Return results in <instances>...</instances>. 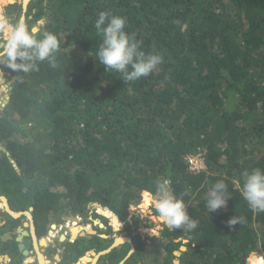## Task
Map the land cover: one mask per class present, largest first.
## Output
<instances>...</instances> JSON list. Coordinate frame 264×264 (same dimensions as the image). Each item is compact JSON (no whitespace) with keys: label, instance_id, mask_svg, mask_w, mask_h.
Here are the masks:
<instances>
[{"label":"trees","instance_id":"obj_1","mask_svg":"<svg viewBox=\"0 0 264 264\" xmlns=\"http://www.w3.org/2000/svg\"><path fill=\"white\" fill-rule=\"evenodd\" d=\"M5 12L32 28L43 21L37 32L61 42L55 68L0 65L15 77L0 111V196L12 212L32 208L43 236L65 215L102 219L101 205L128 234L137 220L128 208L168 179L197 228L166 227L149 243L134 236L129 257L124 243L103 264H244L249 251L264 259V212L241 195L243 173L264 170V0H30ZM100 12L125 18L130 37L163 62L130 83L105 71L95 55ZM198 151L205 169L190 171L184 158ZM218 180L231 198L209 213ZM233 217L240 222L229 228ZM99 231L108 238L61 243L63 264L109 248L112 228ZM248 264L264 261L253 254Z\"/></svg>","mask_w":264,"mask_h":264},{"label":"clouds","instance_id":"obj_2","mask_svg":"<svg viewBox=\"0 0 264 264\" xmlns=\"http://www.w3.org/2000/svg\"><path fill=\"white\" fill-rule=\"evenodd\" d=\"M94 27L97 33L102 36V41L95 52L100 65L104 66L105 71H114L119 73L120 77L125 82L130 83L150 75L163 62V57L160 54L150 52L146 53L141 49V42L130 37V35L125 31V18L112 15L107 12H100L99 17L95 21ZM59 51H61V42L56 34L47 30L37 32L34 28L30 27L24 18H19L15 23H10L6 17L0 16V65L7 66L12 70H22L24 72H28L38 67V62L47 61L51 67L55 68L58 66L57 53ZM199 155H201V157ZM197 156L203 163V168L200 170L205 169L203 158L204 152L198 151L195 154L188 155L184 158V162L186 163L188 170L199 171L191 170L188 163L189 158H196ZM243 177L244 179L241 190L243 199L247 202L249 208L253 212H264V170L254 169L251 172L246 170L243 173ZM154 185L155 191L153 193V206L155 212L158 214L157 215L155 213V215L159 216L166 225L163 229L167 227L175 231L183 228L185 232H191L196 229L198 221L190 218L187 211V205L181 197H177L172 192L169 180L158 178L154 181ZM144 192L149 193L147 191ZM1 197L2 196H0V198ZM230 198L231 195L227 184L223 180H218L209 188L207 192L206 208L209 213L225 208L227 207V203ZM5 204L7 205L6 208L9 210H6V213H16L10 210L8 203L5 202ZM98 208H102L111 213L107 208L97 205V214H99L97 212ZM17 213L21 216L25 212ZM70 217L78 220L75 215L68 216L65 220H69L68 218ZM238 222L240 221L236 217H233L227 221V224L229 228H231ZM135 223L136 222L132 225L131 231L133 230ZM53 225L55 227L51 228ZM95 225H98V223ZM64 226L68 227L65 224H57L53 222L50 225L49 231L52 232L53 230V233L55 232L54 235H57V233H59ZM70 229L71 228H69L68 231L69 233ZM57 230L59 231L57 232ZM68 232L65 230L67 235L57 236V238L64 236V240L60 241V243L65 241L68 236ZM81 232L87 234L86 231L81 230ZM95 234H97V232H95ZM133 237L134 236H132V238ZM151 237L153 236H149L147 237V240H143L139 235L140 240L142 239L141 241L144 243H149L148 239ZM52 238L54 237L52 236ZM77 238H79L78 233L73 239L71 238L70 233L69 240L71 242H74ZM132 238H124V240H129V242L124 243H128L130 245V251L127 257H129L134 251ZM113 244L114 242L112 245ZM62 249L63 248H61V251H63ZM96 253L99 252L96 251ZM257 256L261 257L264 261L262 255ZM247 262L248 261H245L244 264H247Z\"/></svg>","mask_w":264,"mask_h":264},{"label":"rangeland","instance_id":"obj_3","mask_svg":"<svg viewBox=\"0 0 264 264\" xmlns=\"http://www.w3.org/2000/svg\"><path fill=\"white\" fill-rule=\"evenodd\" d=\"M24 2H25V0H0V16L6 17L10 23H15L14 22V17L8 15L5 12V5L6 4L12 5V4H15V3L23 4ZM24 11H25V9L23 8V12ZM43 24H44L43 21H40L33 28H37V31H38V27L42 26ZM10 78H11V76L9 74H6V73H3L2 77H0V90L2 89V87L4 88V90L0 91V111L2 110L3 106L8 102V97L10 96V91H11V86L7 85L5 83V81H2V79L3 80H10ZM10 82H11V80H10ZM144 193H145L144 191L141 192V195H140L141 198H140V202L138 204L129 207L128 211L137 220H136V223H135V225L133 227V230L130 233H128V234L121 233L120 231H117V230H119L120 227H117L118 223H117L116 219L114 218V216L111 213H109L108 211H106V210H104L102 208H98V210H97V212L102 216V219L101 218H95V217L91 216L89 218L91 220H89V219H85L84 220L80 216H75V217L78 218V222H71L70 220L69 221L68 220H62L61 224H65L66 226H68L67 227V232L69 231V228L78 226L79 228L80 227L81 228L84 227V229L86 227H89V228H91L90 230L93 229V231H95L97 233H100V234H103V233H101L102 231H99V230H102V229H104V228H106V227H108L109 225L112 224L111 228L115 232V233L113 232V236H112L114 238V240H118V239H121V238L130 239V238H132V236H139V235L141 236V238L143 240H147V237H149V236H154V235L158 236L159 233L161 232V230L163 229V227L166 226V225L164 224V222L161 220V218L159 216L155 215V209H154V206H153L154 201H153V197H152V195L150 193H147L149 195V197H150V202L149 203L147 202L148 205L144 204V197H145ZM6 207H7V205L5 204V202H3L1 200V198H0V221L3 218H5L4 214H5V211L7 210ZM100 210L102 212L104 211L103 214L100 212ZM25 212H30V211L28 209ZM111 220H112L113 223H110ZM92 222H94L95 224L98 223V225L92 224ZM74 223H77V224L75 225ZM97 226H99L100 228H98ZM58 231L59 230H57V232ZM83 231H85V230H83ZM50 233H52V234H50ZM54 234H55V232L53 233V230H52V232L48 230L46 232V234H44L42 236V238H44L46 241L52 242V241L57 239L58 235L59 236L60 235H67V233H65V226L62 228L61 231H59V233H57V235H54ZM68 235H70L69 232H68ZM52 236L54 238H52ZM93 243H95V241L91 242V244H93ZM39 247H40V245H37V251H38L39 257L40 258H44V259L47 258V259L51 260L52 257L50 256V254H47L46 252L43 253L41 251L42 248H39ZM0 252H2V250H0ZM253 254L254 255L255 254L259 255L258 253H255L254 251L249 252V253L246 254L245 261H248L250 256L253 255ZM88 256H90V255H88Z\"/></svg>","mask_w":264,"mask_h":264},{"label":"crops","instance_id":"obj_4","mask_svg":"<svg viewBox=\"0 0 264 264\" xmlns=\"http://www.w3.org/2000/svg\"><path fill=\"white\" fill-rule=\"evenodd\" d=\"M28 2H27V4H28ZM22 7H23V4H22ZM128 213H130V212L128 211ZM24 214L27 215L28 216L27 218H29V220H30L29 227H28V224H27V221H26L25 218L22 220V222H24L23 226L26 227V228H19V227L15 228L16 227L15 225L11 226V227L13 229L14 228L16 229V233L18 235L17 238L22 239V240L25 238V239H27L29 241V243H30V247H29V249H30L29 251L30 252L28 254L29 256L26 257V258H20L19 256H17L16 258H14V260H11L9 258V256H8V251H7L6 247L1 245L2 248H0V250H2V252H0V264H63V251H61V247H60V245H61L60 238L61 237H58V241H57V239L52 241L51 245H48L47 243L45 245H41L42 243L40 241L42 239V236H39L38 233L35 232V228H34L33 223H32L33 219H32L31 213L30 212H25ZM110 223H113L112 220L110 221ZM92 224H95V223L92 222ZM109 226L112 227V224L109 225ZM112 231H113V229H112ZM117 231H120V228ZM99 236L101 238H108L107 235H99ZM26 237H28V238H26ZM110 237L112 238V241L114 242V238L112 236H110ZM6 239H8V238H6ZM37 245H40L39 248H42L41 251L43 253L46 252L47 254H50L52 259L49 260V259L46 258L47 259L46 260L44 258H40L39 254H38V251H37ZM55 249H56V251H55ZM16 251H18V250L16 249ZM94 251L96 252V250H94V249L93 250H88V251H86L84 253V255H87V252H94ZM99 252H101V251H99ZM88 257H89V259L94 260L93 264H103V261L100 259V257L99 258H95L94 256H91V255L88 256ZM78 261H79V258L77 259V261L74 264H76ZM80 263L81 264H92V261L89 262V263H85V262H80ZM120 264H123V262L120 263Z\"/></svg>","mask_w":264,"mask_h":264},{"label":"flooded vegetation","instance_id":"obj_5","mask_svg":"<svg viewBox=\"0 0 264 264\" xmlns=\"http://www.w3.org/2000/svg\"><path fill=\"white\" fill-rule=\"evenodd\" d=\"M5 218H3L1 221H0V229H3L1 232H0V248H2V246L1 245H3L4 247H6V249H7V251H8V256H9V258L11 259V260H14V258H16L17 256H19L20 258H23V256L20 254V252L19 251H16V249H17V245H18V243H22V248L23 249H25L23 246V240L25 239H20L19 241H17L16 239H17V237H18V235H17V233H16V229L15 228H17V227H19V228H26V227H24L23 226V224H24V222H22V220L25 218L26 219V221H27V224H28V227H29V225H30V220H29V218H27L28 216L27 215H25V214H22L21 216L19 215V216H16V217H14L13 215H11V214H9V213H6L5 212ZM68 216H71V214L70 215H65V216H63L62 218H59V219H56L54 222L55 223H57V221H59V220H65L66 219V217H68ZM73 216V215H72ZM76 216V215H75ZM78 216V215H77ZM80 217H82V216H80ZM91 217V215L90 214H88V216L85 218V217H82L84 220L85 219H89ZM15 220H18L19 221V225H16V227L13 229L11 226H13L14 225V221ZM89 220H91V219H89ZM33 223V222H32ZM33 226H34V228H35V232L36 233H38V231H37V229H36V227H35V225H34V223H33ZM27 227V228H28ZM65 230L67 231V227H65ZM82 230H85V231H87L86 229H82ZM80 232H81V230H80ZM71 233V232H70ZM6 238H8V239H6ZM26 238H28V237H26ZM72 238V237H71ZM5 239V240H4ZM73 239V238H72ZM57 241H58V238H57ZM46 243L48 244V245H51V242H49V241H46ZM64 243H72L70 240H69V235L66 237V239H65V241H64ZM66 245V244H65ZM65 245L63 246L64 248H65ZM28 247H30V243H29V246ZM60 247L61 248H63L61 245H60ZM64 248L62 249L63 250V255H64ZM30 249L28 248V254H29V251ZM55 251H56V249H55ZM22 253V252H21ZM29 255H27V256H25L24 258H26V257H28ZM86 257H88V256H86ZM89 258V257H88ZM92 261V264L94 263V260H91V259H89L88 261H86L85 263H89V262H91Z\"/></svg>","mask_w":264,"mask_h":264},{"label":"water","instance_id":"obj_6","mask_svg":"<svg viewBox=\"0 0 264 264\" xmlns=\"http://www.w3.org/2000/svg\"><path fill=\"white\" fill-rule=\"evenodd\" d=\"M29 0H25V2L23 3V8L25 9L26 8V6H27V2H28ZM36 31H37V28H34ZM3 74V71L0 69V75H2ZM10 80H11V82H10ZM10 80H3L2 79V81H5V83L7 84V85H10L14 80H15V77H11L10 78ZM9 98V97H8ZM1 200L3 201V202H6L7 203V201H6V199L4 198V197H1ZM30 211H32V208H30L29 209ZM7 211H9L8 209H7ZM14 214V215H13ZM11 215H13L14 217H16V216H19V213H11ZM68 219H74V218H68ZM74 220H76V219H74ZM60 223H62V221L61 220H59V221H57V224H60ZM55 226L53 225L52 226V228H54ZM93 234H95V232L93 231V230H91V233H89V232H87V234H85V233H83V232H80V233H78V235H79V237H82V236H85V235H93ZM5 240V239H4ZM17 241H19L20 239L19 238H17L16 239ZM43 239H41V241H42ZM64 240V236H61V238H60V241H63ZM40 241V242H41ZM124 242H129V240H124V238L122 239V240H120V241H118V240H115L114 241V244L111 246V247H109L108 249H106V250H104V251H102V252H99V253H96V252H87V254L89 255H91V256H94L95 258H99L101 255H104V254H106V253H108V252H110L111 251V249L112 248H114V247H116L117 245H119V244H123ZM23 247L25 248V249H23L22 248V243L20 242V243H18V245H17V250L20 252V254L23 256V257H25V256H27L28 255V246H29V241L27 240V239H24L23 240ZM182 250H183V248H182ZM22 252V253H21ZM176 256L178 255V253H174ZM84 257H86V256H82L81 258H79V261L81 262V260H82V258H84ZM77 262L76 264H78V263H80V262ZM175 264H178V261H175L174 262Z\"/></svg>","mask_w":264,"mask_h":264},{"label":"bare ground","instance_id":"obj_7","mask_svg":"<svg viewBox=\"0 0 264 264\" xmlns=\"http://www.w3.org/2000/svg\"><path fill=\"white\" fill-rule=\"evenodd\" d=\"M27 1V0H26ZM1 77H2V75H0ZM1 90H4V88L2 87V89ZM0 90V91H1ZM144 204L145 205H148L147 204V202H144ZM14 215V214H13ZM70 221H72V222H78V220H74V219H69ZM68 220V221H69ZM75 225L77 224V223H74ZM80 226V225H79ZM72 227V226H71ZM82 229H84V227L83 228H79L78 226H76V227H72L71 229H70V232H71V237L72 238H75V236H76V234L77 233H80V230H82ZM87 231L86 232H89V233H91V228H89V227H86L85 228ZM50 234H52V233H50ZM43 239V238H42ZM127 239V238H126ZM120 240H122V239H118V241H120ZM41 245H45L46 244V240L45 239H43L42 241H41ZM89 260V258L88 257H84V258H82V260H81V262H86V261H88ZM78 264H81V263H78ZM247 264H248V262H247Z\"/></svg>","mask_w":264,"mask_h":264},{"label":"built area","instance_id":"obj_8","mask_svg":"<svg viewBox=\"0 0 264 264\" xmlns=\"http://www.w3.org/2000/svg\"><path fill=\"white\" fill-rule=\"evenodd\" d=\"M201 157V155H199ZM188 163L191 170H200L203 168L202 160L197 156L196 158H189Z\"/></svg>","mask_w":264,"mask_h":264}]
</instances>
